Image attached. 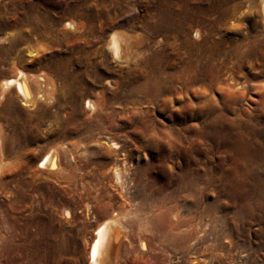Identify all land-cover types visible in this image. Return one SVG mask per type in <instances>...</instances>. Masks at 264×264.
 Instances as JSON below:
<instances>
[{
  "label": "rangeland",
  "instance_id": "obj_1",
  "mask_svg": "<svg viewBox=\"0 0 264 264\" xmlns=\"http://www.w3.org/2000/svg\"><path fill=\"white\" fill-rule=\"evenodd\" d=\"M223 1L228 15L217 20L215 36L225 27L238 28L236 34L226 33L230 41L225 52L233 50L231 40L252 39L261 45L248 50L238 67L226 59L211 84L189 82V72L181 71L179 54L172 48L175 41L162 36V13L176 12L184 3L223 7ZM111 33L142 38L140 45L148 51L133 56L129 64L113 58L106 48ZM164 48L168 55L155 59L163 67L157 82L144 86L141 75L148 69L141 63ZM19 71L32 88L40 84L42 96L37 104L27 103L13 86L0 95V171L12 162L14 152L27 150L37 158L47 147L60 144L75 181L60 182L44 167L27 169L25 197L20 199L15 182L0 172V264H44L46 250L36 246V228L44 223L55 230L62 226V236L57 232L52 238V264H89L98 224L123 206L126 211L143 206L149 213L159 205L161 192L168 195L167 182H178L183 173L187 176L184 184L178 182L179 204L185 217L196 215L194 251L176 253L156 236L154 250L125 252L118 264H264V23L259 0H0V84ZM67 72L75 76L70 90L63 88ZM128 74L131 88L148 89L137 96L140 100L136 95L123 100V89L118 98L112 95L116 82ZM101 89L104 104L95 102ZM9 98L16 105L6 106ZM87 98L97 103L95 111L85 106ZM218 111L225 113L220 116ZM108 138L117 142L119 157L129 153L130 164L142 168L143 193L135 198L124 196L111 163L102 169L91 164L94 157L109 153ZM116 157L111 152L109 159L98 160L112 162ZM134 190L131 185L129 194ZM63 207L71 216H63ZM147 217L139 220L131 214L125 233L133 238L144 235L148 243L149 233L140 228L154 222Z\"/></svg>",
  "mask_w": 264,
  "mask_h": 264
},
{
  "label": "bare ground",
  "instance_id": "obj_2",
  "mask_svg": "<svg viewBox=\"0 0 264 264\" xmlns=\"http://www.w3.org/2000/svg\"><path fill=\"white\" fill-rule=\"evenodd\" d=\"M223 3H224L223 7L222 6L220 7L219 6L220 4L217 5L214 3L211 5L200 6V7L188 5V4L184 3L180 6H178V8L176 9V12L170 11V10H168V11L162 10L163 11L162 14L165 15L164 16L165 20H163V22H161L162 31H164V35H162V36H164V38L172 39L173 41H175V44H173L172 48L176 51L175 52L176 54H179V59L181 60V63H182V65H180L181 71H182V69L183 70L185 69L184 71L187 70L189 72V73L186 72L187 73L186 79L189 82L200 80L201 82H203V81L207 82L208 81L207 83L209 84L210 81L212 80V76L213 75H220L222 69L225 68V63L227 62V61L225 62L226 59H233V63L235 65H237L236 67H238L240 58L246 52H248V50L255 47V45H259V44L261 45L260 41H254L252 39L251 40H244V39L231 40V42H233V48H232L233 50L231 52H229L228 50L225 52V49H227L226 45L230 41V39L227 38L226 33L227 32H231V33L233 32L234 34H236L238 31V28H237V26L227 27V28L225 27L223 34L219 33V36H215L217 33V30H218V26L216 24L217 20L223 19L225 16L228 15V8L226 7V4L224 1H223ZM259 7H260V12H261V17H262V20L264 23V0H259ZM161 8H162V6H161ZM213 15H216L217 19H214ZM66 23H68V22H66ZM155 24H157V23H155ZM148 26H150V25H148ZM156 26L157 25L152 26V28L155 30L157 28ZM146 28H148V27H146ZM150 31H151V29H150ZM132 37L128 36V35H124V34L122 36H118V34H116V33L110 34L109 38L106 40V48L111 52V54L113 55V58L116 57L119 60H121L122 62L129 64L131 61V58L133 56H137L144 51L143 50L144 47H142L140 45V42L143 41V39L142 38L140 39L138 37L136 39H134V38L131 39ZM160 40H162V39H160ZM156 43H158V42H156ZM153 46H155V45H153ZM170 46H172V45H170ZM150 47L151 46L148 45L147 49H150ZM165 49L166 48L160 50L159 52L156 51V53L154 55H150L147 58H144L143 63H141L144 70L146 69V71H147V69H148V72H145L144 74L141 75V77L143 79L142 83L144 86H146L148 83H150V81L151 82H157L155 80H157L158 73H160V71H162L163 67L159 66V65H158L159 66L158 67L155 59L159 58L160 56H163ZM145 51H146V49H145ZM164 55H166V54H164ZM160 61H162V60H160ZM75 75H76V72H75ZM73 76H74L73 72H67L63 76L62 79H63V88L64 89L70 90V86H72V83H73ZM76 76H78V75H76ZM166 76H168V75H166ZM25 77L19 71V75L17 77L15 76V78L10 77V78L3 79L1 81V84H0V86H1L0 95H2L5 90L11 91V87L13 86L16 90V93L18 95H20L25 102L30 103V104L36 103V101H38L39 96L41 94V93L39 94L40 90H38V88L40 89V86H39L40 84L38 85V83L36 81V83L38 85V87L36 85L37 89L34 88L33 85H32L33 86V88H32L30 86V84H28V82L26 81ZM74 78H75V76H74ZM129 78L133 79V78H131V75H129V74L124 75L118 82H116V88H115V90L112 91V95L114 98H118V93L120 92L121 89H123V91H122V94L124 97L123 100L130 99V98L132 99L134 95H136L137 100H140L139 98H137V96L142 97L143 93L146 90H148V89H143V86H141V87L139 86L138 88H131L129 86V83H132V82H130L131 80ZM162 79H161V81H162ZM74 83H76V82H74ZM46 84H48V83H46ZM131 86H133V85L131 84ZM158 88L159 87H157L155 89H158ZM34 89H36V91ZM49 89H50V87H49ZM135 89H137V90L135 91ZM41 90H42V88H41ZM69 90H67V91H69ZM43 91H44V89H43ZM136 92H138V93H136ZM48 93H49V91H48ZM104 94H105V89L99 90V96L96 98L95 102H97L98 104H100V103L104 104V102H105V95ZM48 95L49 94H47L46 96H48ZM148 95H149V93H148ZM44 98H40V99L43 100ZM148 100H150V99H148ZM74 101H76V100H74ZM117 101H119V100H117ZM95 102L93 100H91L90 98H87L85 106H87L89 108V110L95 111V109L97 108V103H95ZM9 104L12 106L16 105L15 100L12 98H9L6 101V106L7 105L9 106ZM224 113H225L224 111H220L219 115L223 116ZM43 114H44V112H43ZM116 126H118V125H116ZM107 141H108L109 147H110L109 153L108 152L101 153L98 157H94L95 162L93 160V162H91V164L94 163V165H96L102 169L103 167H105L106 165L111 163L112 173L115 176V181L118 182L119 185L124 188V191H125L124 196H126L128 199L129 198H135V197L139 196L141 193H143V192H141L142 190L139 188V186H140L139 184H140V180H141L140 179L141 178L140 172H141L142 168L140 167V165L138 166L137 164L136 165L130 164L129 153H127V154L123 153L122 157H119L118 153H115V152H117L116 151L117 146H118L117 142H115L113 139H110V138H108ZM25 148H26V146H25ZM0 151H2V150H0ZM15 151H17V150H15ZM111 152H112V154L117 155V157H119V158L116 157V159L112 162L111 161L103 162L101 160H98L99 158L109 159V154L111 155ZM14 154H15L14 158L11 157V158H13L11 160L12 162L9 163V161H8L9 164L6 162L8 165L6 166V168L4 167L5 168L4 171H2V170L1 171L3 172L4 177H8L11 179V181L15 182L16 187H17V193H19V194L16 193V195H19L20 197L18 196V198H20V199H23L25 197V194L23 193L22 188L24 189V187L27 183V179L24 177V173L27 169L29 171V169L32 170L34 167L35 168L44 167V170H45V168L47 169V173H48L47 175H49V177H53L54 179H58V180H60V182L61 181L65 182V181H69V180L71 181L73 179L75 181V175L72 172L73 171L72 168H68V167H71L70 164H72V163H70V161L68 160L69 157L67 155V151L65 149H62L60 144L47 147L37 158H33L27 150H21L20 152L18 151L17 154L14 152ZM9 158H8V160H9ZM3 159H4V157H3ZM86 159H87V157H86ZM5 161H7V160H5ZM86 162H87V160H86ZM118 162H120V163H118ZM119 164H121V165H119ZM0 168H2V167H0ZM195 171H197V170H195ZM32 172H31V175H32V178H34ZM190 174H191V172H190ZM126 176H127V179H126ZM185 176H187V174L185 175L183 173V175H180V179H178V182L183 183ZM190 176L191 175H189V182H190V186H191L192 179L190 178ZM32 178H30V179H32ZM167 180H169V179H167ZM186 180H185V182H186ZM28 181H29V179H28ZM4 182H5V180H4ZM178 182H175V183L173 181L167 182V184L169 186L168 187L169 188L168 195L163 193L164 192L163 190L165 189L164 188L162 190L163 192H161V194H162L161 198L162 199L159 202V205L157 204V206H156V204H155L153 206V208H151V210L149 208V213H147L143 210V206H141V207L137 206V207L131 208V209H133L132 211L124 210L126 206H123V207H121L120 210H118V212L115 213V216L113 215L111 217H108L105 220H103L100 224H98V226L96 227V231H95V238L93 239V242L91 241L92 244H91L90 252H89V264H118L119 261L121 260L122 256H123V254H125V252H131L132 250H138V249L142 250V251H152L156 248V247L154 248V246L156 245V243L154 242V239L156 238V236H158L162 240H166V242L168 241L170 246L174 249V252H176V253H178V251H186L189 253H190V251L193 252L195 249L196 241H197V237H198L197 236L198 224H197L196 218H195L196 215H194L195 213L192 214L193 213L192 212L191 215H188V216L186 215L187 217H185L181 212V205L179 204V196H180L179 195V188H180L179 184L180 183H178ZM183 184H181V185H183ZM40 185H37V187L41 188V187H39ZM131 185L135 189L134 194H129V189H130ZM142 185H143V183H142ZM187 186L188 185H186L185 188H187ZM142 188H143V186H142ZM6 189H8V188H6ZM11 193H12V191H11ZM188 193L192 195V192H188ZM144 194H146V193H144ZM13 195L14 194L12 193L11 196H13ZM45 195L47 196L46 193H45ZM152 197H154V196H152ZM168 197L171 200H168V202H167V201H165V199H168ZM191 197H190L189 202L193 203L194 199ZM15 198L16 197H14V199ZM157 198H159V197L157 196ZM47 199L49 200V198H47ZM16 200H17V198H16ZM182 204H183V202H182ZM193 211H194V208H193ZM188 212H190V211H188ZM62 213H63L64 217L71 216L70 215L71 211L66 207H63ZM131 214L137 216V218L139 220H140L141 215L144 216L145 218L147 216H149V217L151 216L154 218V222L153 223L151 222L152 225L147 227V228L145 227L144 224H143L144 226H142L140 223L141 227L138 225L140 228H142V230L147 231L149 233L148 243H147V239L144 235L143 236L140 235V236H137L136 238H133V237L128 236L127 235L128 232L124 230L126 225L130 224L129 216ZM127 216H128V220H127ZM148 219H147V221H148ZM29 225H30L29 221H27V223L25 224V227H23L24 230L27 229L29 227ZM34 225L36 226V223ZM46 226H47L46 223L37 226L36 234L39 236H38V240L36 241V243H37L36 246H37V248H40V245H43V247L46 250L44 253V256H45V263L44 264H52L53 263L51 261V256H52L51 253L53 252V250H51L52 244H53L52 238H53V236H55L57 234V232L60 236H62V233H61L62 226L57 228L56 229L57 231L53 227H51L50 225L48 228H45ZM125 232H127V233H125ZM46 236H49V239H47ZM123 238H125V239H123ZM50 250L52 252H50Z\"/></svg>",
  "mask_w": 264,
  "mask_h": 264
}]
</instances>
